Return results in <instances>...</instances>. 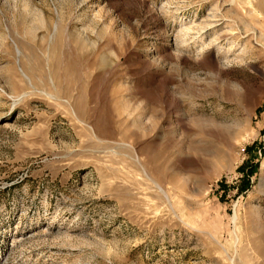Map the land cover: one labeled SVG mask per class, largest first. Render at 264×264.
<instances>
[{"label": "rangeland", "instance_id": "rangeland-1", "mask_svg": "<svg viewBox=\"0 0 264 264\" xmlns=\"http://www.w3.org/2000/svg\"><path fill=\"white\" fill-rule=\"evenodd\" d=\"M0 264H264V0H0Z\"/></svg>", "mask_w": 264, "mask_h": 264}]
</instances>
